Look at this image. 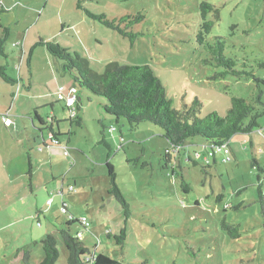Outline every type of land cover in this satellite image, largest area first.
<instances>
[{"label":"rangeland","instance_id":"1","mask_svg":"<svg viewBox=\"0 0 264 264\" xmlns=\"http://www.w3.org/2000/svg\"><path fill=\"white\" fill-rule=\"evenodd\" d=\"M1 1L5 11L0 12V24L8 26L10 34L0 66L5 65L9 76H15L18 65L16 38L29 30V40L32 35L34 40L29 41L24 61L27 80L29 50L43 39L60 41L70 52H78L95 72H102L109 62L149 65L163 84L170 106L181 108L197 99L201 119L212 111L226 115L231 97L249 100L261 90L264 101V0H205L219 10V19L214 20L206 39L224 41V55L235 60L238 70L249 73L241 77L222 75L224 67L203 61L210 58V52L196 42V33L204 0H79L83 9L109 20L143 15L130 27L140 33L132 45L117 30L77 8L78 0H51L53 7L48 5L39 22V11L48 0ZM213 14L209 12L207 19H213ZM63 21L79 24L69 29L65 25L61 32ZM47 56L43 47H35L33 59L41 85L46 86L52 77L50 82L57 87L52 90L64 85L67 94L75 84L82 103L81 126L70 121L69 112L55 101L61 143L68 155L59 153L46 160L40 169L41 183H35L31 193L25 158L21 166L26 172L24 181L20 179L14 189L1 182L0 264H8L22 247L30 250L28 264H39L44 257L42 239L49 233L55 236L59 251L55 264H67L60 230L66 228L68 216L62 203L74 219L87 218V228L75 222L69 230L82 232L81 241L89 251L121 264H264V113L258 119L259 129L234 134L214 157L199 136L173 147L157 125L144 121L132 129L124 118L117 123L116 117L106 116L102 109L106 99L78 86L73 73L63 69L62 60L51 56L49 66ZM1 81L0 113L10 114L3 106H9L11 97L3 93L6 84ZM35 101L21 97L12 109L24 112L28 104L35 107ZM37 110L43 117L49 113V107ZM26 121L33 130L30 120ZM100 121L116 129H104L109 148L100 142ZM108 155L127 210L108 194ZM49 198L52 202L47 205ZM223 218L239 225L238 237L222 229ZM122 229L123 246L114 238Z\"/></svg>","mask_w":264,"mask_h":264},{"label":"trees","instance_id":"2","mask_svg":"<svg viewBox=\"0 0 264 264\" xmlns=\"http://www.w3.org/2000/svg\"><path fill=\"white\" fill-rule=\"evenodd\" d=\"M1 2L0 0V12L3 11V4ZM77 7L83 9L79 0L77 1ZM83 10L87 16L93 20L100 22L106 27L117 30L122 37L129 40L131 45L140 35L138 32H133L130 27L141 20V17H143L141 14L133 18L124 15L119 19L109 20L103 14L95 15L88 10ZM212 11L214 12V18L208 20L207 14ZM200 16L202 22L196 33V42L207 48L210 52V58L203 61L205 63H215L218 66L224 67V71L221 73L222 75L232 74L233 76L241 77V75L246 72L245 70H238L235 60L224 55V41L217 37L214 42L210 43L206 39L207 34H209L213 26L214 20L219 19V10L211 3L204 0L200 3ZM9 34L10 28L0 25V55L5 57L7 54L4 51V45ZM36 46L43 47L50 56L62 60L63 69L73 73V81L78 84V86L88 89L95 95L104 97L106 103L102 104L103 112L117 119L124 118L132 129L136 128L138 124L144 121L157 125L162 129L163 137L166 138L173 147L182 146L188 138L199 136L206 141L205 144L210 147L209 153L214 157L215 151L227 144L234 134L251 133L255 129L260 128L258 119L261 114L264 113V109L261 110L259 108V106H264L261 90H259L258 94L252 95L249 100L242 97H231L230 107L226 115L222 116L216 111H212L201 119L197 115L200 107V102L197 99L189 105L183 104L181 108H172L170 106V101L166 98L163 84L149 65L109 62L104 66L102 72H95L88 67L86 58L76 51L70 52L69 48L59 43L38 39L33 47ZM246 74L249 75V73ZM0 78L4 82L10 84H14L17 81V79L10 77L6 73L5 65L0 66ZM73 88L76 90V116L73 119L69 116V120L81 126L82 117L79 113L81 108L78 105L79 96L75 84ZM63 106L67 108L64 103ZM66 110L68 111V109ZM37 119L36 130L41 139V143L39 142L38 144V150L41 151L44 147L48 148L53 146L47 135V139H45L44 132L48 133L51 131L54 138L58 140V143L63 145L58 138V132H56L58 129L54 128V130L52 128V123L54 124L53 117L49 116L45 121H42L38 117ZM100 124L102 127L100 142L109 148V145L104 139V129L109 127H105L101 121ZM60 145L56 146L60 147ZM60 148L64 150L62 147ZM253 162V166L256 165L258 169L257 161L254 159ZM105 165L107 167V174L111 186L108 190V194L113 195L124 209L127 210L128 204L116 184V174L113 165L109 161V155ZM28 166V174H30L31 166L30 164H28ZM181 185L185 190L188 188V186H184L183 182ZM71 187L73 188V186ZM258 191L261 199L262 195L260 188H258ZM49 199H51V201L48 203ZM49 199L46 202L47 205L52 202V198ZM66 207L67 205L62 203L61 209L67 214L68 219L66 228L60 230V234L68 252L67 264H121L116 259L105 254H94L89 251L81 241V238L77 236L78 232L73 234L69 230L70 225L75 222L80 224V222L79 219H74ZM262 214L264 216V205H262ZM221 227L223 230L227 231L231 237L239 236V225L231 224L227 222L225 218L221 220ZM107 236H110V234L108 233ZM114 238L116 244L123 246L125 238L124 229H122L118 235H115ZM42 243L44 257L39 264H55L59 256L55 236L51 233L46 234L42 239ZM29 257L30 250L22 247L8 264H18V262L28 264Z\"/></svg>","mask_w":264,"mask_h":264},{"label":"crops","instance_id":"3","mask_svg":"<svg viewBox=\"0 0 264 264\" xmlns=\"http://www.w3.org/2000/svg\"><path fill=\"white\" fill-rule=\"evenodd\" d=\"M50 3H51V0H48L43 3L42 9L39 11V16L37 18V21L39 20L40 17H43L44 10L48 8V5ZM16 5H18V3H14L12 6H16ZM60 5H62V2ZM51 7H53L52 3H51ZM2 8H3V11H5L4 5L2 6ZM30 9L33 10V7ZM56 12L58 11L56 10ZM77 24H79V22H75V23L67 22L66 24V22L63 21L61 25V32L64 31L66 27L65 25H67V28L69 29V28L76 27ZM16 39L17 41H19V42L14 43V45L17 44L16 47H18V53L15 56V60L18 61L17 62L18 65L16 64L17 65V66L15 65L16 68L14 67L15 76L10 75V77L17 79V81L14 84H10V83L4 82L0 78V81L2 80L1 82H4L3 84H6L4 85L6 87H4L5 89L3 90V93L9 94V96L11 97V102L9 106L8 105L3 106V107H8L6 110H8L10 113L8 115V118L11 119L10 125H5L2 119L3 113H0V152H1L0 153V185H1V182L2 183L7 182L6 183L7 187L9 189H14L15 185L19 182L20 179L24 181L26 172H24V169L21 166L23 165V160L25 158L27 160V163L30 164L31 166V170L29 174L30 175L29 176V179H30L29 180L30 182L29 193H31L32 188L35 185V183H36V186L40 185L41 183L40 169H41V166L46 163V160L51 161L52 158L53 157L55 158L57 155H59V153H62L63 155V150L57 146H51L48 148L44 147V149L41 151H39L38 149H36V151H33V149L36 144H39V141L36 138V137H39V134L36 130L37 125H35V123L38 121L37 117L41 119L42 121H45L46 118L49 116L53 117L55 125L57 126V129H58V131L56 130V132H58L59 134L58 138L60 139V141H62L60 137L62 135L61 134L62 130L56 121L57 113L55 112L56 110L55 101L60 102L64 110L67 109L63 106V102L59 101V99L56 96L59 90L65 91V87L64 85H59L58 87L59 89L57 91L56 90L53 91L52 89L55 88L56 84L50 82L52 77H50L51 79H47L45 81L44 84L46 86L41 85V82L38 77L39 70L35 68L34 59H33L35 47H31V49L29 50L30 55L27 61V66H29V70H28L29 80H27L26 70H24V65H25L24 61L26 60V50L29 45V41L30 42L33 41L34 38L32 35L30 36V40H29V30H25L24 34L19 35ZM59 44H61L62 46L64 45L60 41H59ZM49 58H52V57L48 54L47 63L49 64V66H51V63H50L51 61ZM13 87L14 89H12ZM51 91H53V93L56 91L55 96L57 100L56 99L54 100V97L52 96ZM12 96L18 99L22 97L26 99L27 102L29 101V99L30 100L35 99L36 105L34 107L33 105L28 104L30 108L24 112H20L17 109L13 110L12 109L13 103H16L18 99L16 100ZM78 105L80 107L82 105L80 96L78 97ZM47 107H49V113H45L43 117V115H41L37 109H44ZM15 113H18V114L16 115ZM105 115L112 116L106 113ZM26 118L30 120L33 130L30 129V126L26 125L27 124ZM116 122L118 123V119ZM52 128L54 129L53 123H52ZM18 158H20V162H16L18 161ZM50 171H51V176H54L53 169H51ZM3 187L5 186H2V188Z\"/></svg>","mask_w":264,"mask_h":264},{"label":"built area","instance_id":"4","mask_svg":"<svg viewBox=\"0 0 264 264\" xmlns=\"http://www.w3.org/2000/svg\"><path fill=\"white\" fill-rule=\"evenodd\" d=\"M57 98L59 100H61L67 107L68 111H69V116L70 118H74L76 116V109H75V102H76V90L75 88H70L68 93L67 94H64L63 91L59 90L56 94ZM8 113H3L2 114V119L4 121L5 124H10L11 120L8 118ZM110 132H113L115 130V127H109L108 128ZM47 137L49 140H51L53 146H56V145H60L58 143V140L56 138H54V135L51 131H49L47 133ZM60 147H62L64 150H63V154L67 155V149L65 146L63 145H60ZM221 148V147H220ZM218 148V149H220ZM69 189H72V187L70 186ZM51 201V199L48 200V203ZM79 222L80 224L84 227V228H87L89 226V222L87 220L86 217H82L79 219ZM77 236L79 238L82 237V232H78L77 233Z\"/></svg>","mask_w":264,"mask_h":264}]
</instances>
